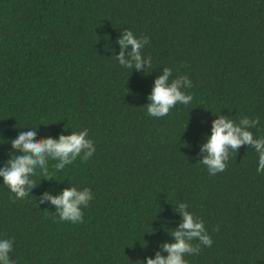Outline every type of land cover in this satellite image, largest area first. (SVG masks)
<instances>
[{
  "label": "trees",
  "instance_id": "trees-1",
  "mask_svg": "<svg viewBox=\"0 0 264 264\" xmlns=\"http://www.w3.org/2000/svg\"><path fill=\"white\" fill-rule=\"evenodd\" d=\"M148 38L143 66L120 64L125 30ZM131 60V46L123 49ZM165 68L193 99L163 117L148 97ZM223 116L264 138V0H0V169L22 132L35 139L87 129L95 152L57 170L46 160L17 199L0 177V239L14 264H146L182 222L202 220L212 246L187 264H264V171L250 145L209 174L201 151ZM241 128L244 125L239 124ZM90 189L81 223L44 199ZM213 231V229H217ZM193 243H198L194 241Z\"/></svg>",
  "mask_w": 264,
  "mask_h": 264
},
{
  "label": "clouds",
  "instance_id": "clouds-1",
  "mask_svg": "<svg viewBox=\"0 0 264 264\" xmlns=\"http://www.w3.org/2000/svg\"><path fill=\"white\" fill-rule=\"evenodd\" d=\"M117 42L121 46L118 57L120 64L131 68L134 61V66L140 69L144 63L140 50L149 42L148 38H137L131 30L126 29ZM129 45L131 46V60L126 61L123 49ZM171 71L170 68H165L163 75L155 80L147 104V112L151 116L163 117L177 103L186 105L193 99L190 94H185L181 90L182 85L187 88L192 87L189 78L180 76L169 82L168 77ZM258 123L259 118L250 120L244 117L239 122L244 125V128H241L232 119L223 116L212 121L211 135L201 149L203 153H206L201 162L207 166L209 174L215 175L223 172L227 167L229 151L235 152L241 145H250L255 149L259 156L257 172L264 171V138L254 139L253 133L247 130L248 127H256ZM87 136V129L79 133L71 132L69 135H60L58 140L51 138L36 140L35 131L20 133L16 139L11 141V147L13 150H19L23 155H14L7 161V166L0 169L3 183L17 199L28 196L29 190L36 185L30 179V176L36 174V168L43 169L48 175L46 167L48 158L58 161L54 167L60 170L65 165L73 163L78 156H81V153H83L81 159L85 161L93 155L95 146ZM44 199L56 206L60 221L78 224L83 220L81 206L87 207L92 199V193L88 188L78 191L75 187H68L57 196L45 193L41 202ZM187 207L185 203L178 205L183 219L179 227L172 232L175 242L162 245V250L167 253V256L162 257L157 253L155 259H147L146 264H187L184 258L186 255H198L201 245L212 246V238L206 231L203 221L200 219L194 221L193 214L185 210ZM217 230L218 228L213 229V231ZM194 241L198 243H193ZM12 248V239H0V264H14L9 257Z\"/></svg>",
  "mask_w": 264,
  "mask_h": 264
}]
</instances>
